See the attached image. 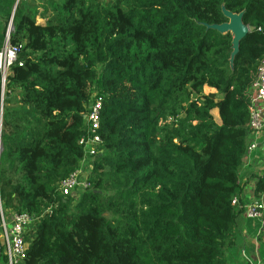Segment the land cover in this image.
Segmentation results:
<instances>
[{"label": "trees", "instance_id": "16d2710c", "mask_svg": "<svg viewBox=\"0 0 264 264\" xmlns=\"http://www.w3.org/2000/svg\"><path fill=\"white\" fill-rule=\"evenodd\" d=\"M224 11L249 29L233 58L211 28ZM11 19L0 204L35 219L25 264H229L236 248L245 262L238 172L264 0H0V50ZM94 93L102 145L71 203L57 187L79 167ZM254 190L264 200V170Z\"/></svg>", "mask_w": 264, "mask_h": 264}, {"label": "built area", "instance_id": "2783aa9c", "mask_svg": "<svg viewBox=\"0 0 264 264\" xmlns=\"http://www.w3.org/2000/svg\"><path fill=\"white\" fill-rule=\"evenodd\" d=\"M10 25V24H9ZM249 31V29H248ZM9 26L7 27L6 40L0 50V75L4 81L9 69L18 62V48L8 43ZM21 66V64H18ZM102 107V97L94 93L84 114L85 133L78 141L82 151V157L77 170L71 173L66 179L58 184L57 192L61 195L76 193L81 195L91 187L89 176H85L82 167L88 161L93 162L100 151L101 139L98 134L100 123V111ZM249 122L246 132L252 142L248 144L244 161L246 165L252 162L257 152L264 155V56L259 61L257 72L250 86L249 95ZM232 205H237V200L233 199ZM245 219L259 225L262 229L264 223V201L254 199L243 207ZM35 219L25 213H15L3 210L0 204V254L3 264H25L27 257L28 243L26 241L27 232L32 228ZM260 234L257 231L256 235ZM0 252V253H1ZM243 257L248 263L252 262V257L244 251Z\"/></svg>", "mask_w": 264, "mask_h": 264}, {"label": "crops", "instance_id": "0c3cea01", "mask_svg": "<svg viewBox=\"0 0 264 264\" xmlns=\"http://www.w3.org/2000/svg\"><path fill=\"white\" fill-rule=\"evenodd\" d=\"M209 93H214L213 90H210L208 88H204V94H209ZM214 120L216 123L217 120L219 121L218 117V111L213 110L211 112ZM252 138H249L248 144L252 142ZM264 137L262 138L261 142H263ZM244 160V159H243ZM264 170V155L262 156L261 153L257 152L255 154V158L252 162L246 165V162L244 161L243 167L239 170V182L240 185L244 189L245 193V205L250 203L252 200L255 199V193H254V186H255V181L257 177H259ZM242 222L239 225V230H237V233L239 235V240H240V245L241 242H243V248L245 251L248 252L247 255L252 257V262L248 263L246 260L243 262L241 259V252L239 253V249L236 248L235 250L229 251L227 258H228V263L229 264H262V259L261 257V250L263 249V241H254V237L256 236L255 229H256V223L254 222H248L246 221L243 217L241 218ZM240 219V220H241ZM236 232V231H235ZM262 239V238H260ZM243 250V251H244ZM264 264V263H263Z\"/></svg>", "mask_w": 264, "mask_h": 264}, {"label": "water", "instance_id": "95a60500", "mask_svg": "<svg viewBox=\"0 0 264 264\" xmlns=\"http://www.w3.org/2000/svg\"><path fill=\"white\" fill-rule=\"evenodd\" d=\"M224 15L228 19V23H225L219 26H213L211 28L222 34L230 33L232 35L233 37L232 38V49H233L232 58H233L238 50L239 42L248 33V28L242 24L241 15H235V14H232L226 11H224ZM11 30H12V19L9 25V33Z\"/></svg>", "mask_w": 264, "mask_h": 264}, {"label": "rangeland", "instance_id": "374dc122", "mask_svg": "<svg viewBox=\"0 0 264 264\" xmlns=\"http://www.w3.org/2000/svg\"><path fill=\"white\" fill-rule=\"evenodd\" d=\"M36 4H42L45 0H33ZM39 11L41 12V9H39ZM44 19L43 18H41V17H39V18H37L36 19V22L37 23H44ZM2 84L4 85V82H2ZM97 94V93H96ZM217 122H218V124H219V121L217 120ZM91 170H92V164H91V161H88L87 163H85L84 165H83V167H82V172H83V174H85V176L87 177V176H89V174L91 173ZM67 195H70V201H71V203L73 202L72 200H73V197H74V199L76 198H78V195H76V193H69V194H67ZM66 196V195H65ZM263 196V195H262ZM262 196H260V198L262 197ZM263 199V198H262ZM258 200V199H257ZM264 201V200H263ZM259 231V233L260 234H258V235H256L255 237H254V241L255 240H257L259 237L260 238H262V239H260L259 238V240H260V242L261 241H263V246H264V223H263V226H262V229H259L258 230ZM259 240H258V242H259ZM1 252V251H0ZM248 252L250 253V251L248 250ZM0 254H2V252L0 253ZM263 254H264V247H263ZM0 264H3V258L1 257V259H0Z\"/></svg>", "mask_w": 264, "mask_h": 264}]
</instances>
